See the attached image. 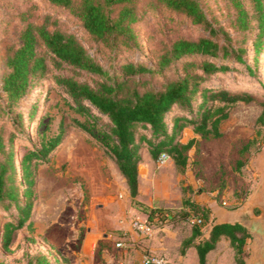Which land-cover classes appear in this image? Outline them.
Returning <instances> with one entry per match:
<instances>
[{
    "label": "rangeland",
    "instance_id": "374dc122",
    "mask_svg": "<svg viewBox=\"0 0 264 264\" xmlns=\"http://www.w3.org/2000/svg\"><path fill=\"white\" fill-rule=\"evenodd\" d=\"M2 1L0 87L5 71L4 55L11 46L20 43V31L29 21L43 23L46 15L51 30L59 28L77 35L111 71L127 61L157 63L159 51L175 39H197L209 34L204 26L194 24L189 17L156 5V0H140L137 8L139 20L133 25L138 44L131 49L120 48L115 56L114 51L101 47L85 31L82 23L63 8L42 0H11L7 9ZM242 2L249 13H253V1ZM203 6L214 25L223 27L237 44L241 36L233 27L236 10L232 3L229 0H204ZM252 37L254 31L242 42L247 49L244 62H237L234 58L226 61L204 59L229 65L227 71L210 75L206 86L235 93L247 92L254 100L228 106L229 118L222 124L221 137L204 140L198 135L197 144L186 152L188 165L183 172L175 164H171L170 169L165 168L166 162L162 163L160 157L153 160L152 178L145 186L149 196L144 198L153 199L152 206L138 197H131L126 179L115 161L96 139L78 126V123H84L101 131L102 126L107 127L108 117L89 102L85 103L95 117L77 112L73 108V99L55 79L58 74H73V71L56 68L50 60L48 75L32 88L18 107L21 118L6 116L0 119V134L6 140L7 150L11 147L14 152L15 181L21 205L26 199L23 194L26 188L23 156L40 147L44 139L54 137L60 123L64 124L65 130L63 141L48 161L34 170L31 214L24 226L16 231L8 247L3 243V225L8 221L17 223L20 214L15 206L0 207V264H28L27 255L39 252L57 264H141L148 251L166 256L170 264H188L193 261L186 255L190 247L182 252V246L192 239L190 234L195 227L201 231V236L196 239L199 241L208 235L214 222L245 221L242 209L249 207L264 186V122H258L264 113V50L256 55ZM225 38L226 35L216 37L220 42ZM200 59L197 55L188 57L160 75L144 77L152 81L147 86H161L168 78L180 73L184 62ZM77 77L89 82L95 79L87 73L77 74ZM173 114L168 119H172ZM192 135L189 131L183 133V140L192 139ZM164 171L168 172L166 176L169 175V188L168 182L164 183L167 178L162 177ZM172 196L174 206L161 202V199ZM190 203L195 204L197 212L192 211ZM183 206L191 210L185 219L170 209ZM152 209H156L153 221L157 232L151 238H144L132 228V221L143 219L140 218L143 214L148 217ZM167 212L169 216L164 217ZM252 212L260 216L263 210L256 207ZM197 216L205 220L202 225L191 221ZM153 238L163 241L157 243V251L148 244ZM120 241L124 242L123 246L117 245ZM255 245L256 240L251 236L244 252L249 262ZM221 259L223 264H236L235 250L228 239L220 242L219 248L211 254L209 264H219ZM193 264H199L198 260Z\"/></svg>",
    "mask_w": 264,
    "mask_h": 264
},
{
    "label": "trees",
    "instance_id": "16d2710c",
    "mask_svg": "<svg viewBox=\"0 0 264 264\" xmlns=\"http://www.w3.org/2000/svg\"><path fill=\"white\" fill-rule=\"evenodd\" d=\"M42 1L63 8L76 17L85 31L101 47L114 51L115 56L120 48L131 49L138 44L133 25L139 20L137 8L140 0ZM229 1L236 10L233 27L241 36L237 44L233 43L223 27L215 26L210 20L203 6L204 0H156V5L189 17L194 24L204 26L209 34L197 39H175L159 51L157 63L149 65L142 60L127 61L113 71L105 67L96 53H91L77 35L59 28L51 30L47 22L49 16H45L46 21L43 23L29 21L20 31V43L11 46L4 55L0 119L6 116L21 118L18 107L32 88L48 75L50 60L56 68L71 69L73 74H58L55 79L73 99V108L83 115L95 117L91 107L85 103L89 102L109 119L107 127L102 126L101 131H95L92 126L84 123H78V126L96 139L115 161L126 179L131 197L137 199L139 167L145 148L154 160H158L163 153L168 154L177 169L183 172L188 165L186 152L197 144V138H192L187 143L182 142L184 130L191 128L204 140L219 138L223 135L222 124L229 118L228 106L254 100L247 92L235 93L225 88L215 89L205 85L210 75L227 71L229 65L225 62L218 65L204 57L220 61L234 58L237 62H244L243 55L247 49L242 42L253 31L252 43L256 55L264 50V0H252L253 13H249L242 0ZM2 2L8 9L11 0ZM223 35H226L223 42L216 39ZM196 55L202 59L184 62L180 73L168 78L161 86H147L152 81L144 77L160 75L185 58ZM80 73L91 74L95 79L93 82L80 80L77 77ZM170 114H173L172 119H168ZM263 115L264 113L259 117V123L264 122ZM64 135V124L60 123L54 137L44 139L40 147L23 156L22 167L26 183L23 194L26 199L24 205H21L15 181L14 152L11 147L7 150L6 140L0 134V207L7 209L15 206L20 214L17 223L8 221L3 225L5 247L13 242L16 231L24 226L31 214L35 168L48 161V157L63 141ZM190 205L192 211L197 212L195 204ZM170 209L175 210L183 219L188 218L191 212L186 206ZM155 212L156 209L150 211L147 217L149 221H153ZM199 236L201 231L195 227L192 239L182 246V252H185L186 247L194 246L197 249L199 264H207L208 253L217 247L223 237L230 241L235 250L236 264H246L244 252L251 234L240 222L215 223L208 236L196 241ZM27 258L28 264H57L41 252L27 255Z\"/></svg>",
    "mask_w": 264,
    "mask_h": 264
},
{
    "label": "crops",
    "instance_id": "0c3cea01",
    "mask_svg": "<svg viewBox=\"0 0 264 264\" xmlns=\"http://www.w3.org/2000/svg\"><path fill=\"white\" fill-rule=\"evenodd\" d=\"M187 131H189L191 134L193 133V135L191 136V138H197L198 139V135H196L194 132H193V130L191 129V128H186L185 130H184V134L187 132ZM189 140H186V141H184L183 139H182V142H184V143H187ZM153 158H152V156L150 155V153H149V151H148V149H145L144 150V152H143V161L141 162V164H140V167H139V195H138V200H140V201H144L145 202V204H147V205H150V206H152V204H153V199H151V198H149V199H144V198H146V197H148L149 196V194L148 193H146V191H145V186L147 185V184H149L150 183V180H151V178H152V167H153V164H152V162H153ZM166 167L165 168H168V169H170L171 168V164H175V162H174V160L171 158V157H169L166 161ZM176 165V164H175ZM164 174H162L163 176L162 177H164L165 179L167 178V180H164V183L166 184V181L168 182V184H166L167 185V187L169 188V175L168 176H166L167 174H165V173H168V172H166V171H164L163 172ZM165 190V189H164ZM167 190V189H166ZM174 196H172V197H167V198H163V199H161V202L162 203H165V204H172V206H174L175 205V203H171L172 202V200H173V202H174ZM180 204V203H179ZM224 216H225V214H224ZM140 218H143V219H140V220H146L147 219V217H146V214H143V216L142 217H140ZM222 222H232V221H230V220H225V221H220V222H214V223H212L211 224V226L213 225V224H215V223H222ZM210 231V230H209ZM209 234V233H208ZM190 236H192V233L190 234ZM206 236H208V235H206ZM252 236V235H251ZM156 237V236H155ZM223 239H225V240H227V238L226 237H223L219 242H218V244H217V247L214 249V250H212V251H210L209 253H208V256H207V264H209V260H210V256H211V254L214 252V251H216L217 250V248H219V244H220V242L223 240ZM149 241V246L150 247H152L155 251H157L158 249H157V247H156V245H157V243L158 242H160L161 244H162V239H158V238H153V239H151V240H148ZM165 251V250H164ZM188 251L189 252H187L186 253V255L188 254V257L190 256L191 258H192V260L193 261H190L188 264H193V262L196 260H198V252H197V249L194 247V246H191L189 249H188ZM152 252V251H151ZM197 253V255H195ZM187 259V258H186ZM192 262V263H191ZM198 262H199V260H198ZM219 264H223V259H221L220 260V263ZM246 264H250V262L249 261H247V259H246Z\"/></svg>",
    "mask_w": 264,
    "mask_h": 264
},
{
    "label": "water",
    "instance_id": "95a60500",
    "mask_svg": "<svg viewBox=\"0 0 264 264\" xmlns=\"http://www.w3.org/2000/svg\"><path fill=\"white\" fill-rule=\"evenodd\" d=\"M256 207H260L263 210L262 215L255 216L253 214L252 210ZM241 214H244L245 221L237 220L232 222H240L256 240L250 264H264V186L260 189L256 199L249 203V207L242 209Z\"/></svg>",
    "mask_w": 264,
    "mask_h": 264
},
{
    "label": "built area",
    "instance_id": "2783aa9c",
    "mask_svg": "<svg viewBox=\"0 0 264 264\" xmlns=\"http://www.w3.org/2000/svg\"><path fill=\"white\" fill-rule=\"evenodd\" d=\"M169 157L170 156L168 154L163 153L160 156V159H161L162 163H164ZM163 216L168 217L169 214L165 213ZM157 218H159V217H156L155 219H157ZM191 221L193 222V224H196V225H202L204 223V219L201 216L194 217L191 219ZM132 228L144 238H151L157 232L155 222L149 221L148 219H146V220H140V219L133 220L132 221ZM117 245L123 246L124 242L120 241V242H118ZM141 264H170V260L166 256L158 255V254H155L151 251H148L143 255Z\"/></svg>",
    "mask_w": 264,
    "mask_h": 264
}]
</instances>
